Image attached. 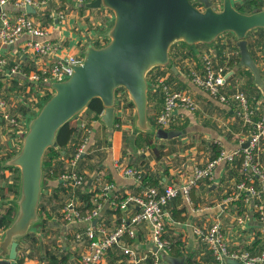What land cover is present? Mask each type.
<instances>
[{"label":"crops","instance_id":"crops-1","mask_svg":"<svg viewBox=\"0 0 264 264\" xmlns=\"http://www.w3.org/2000/svg\"><path fill=\"white\" fill-rule=\"evenodd\" d=\"M232 1L238 9L246 5V0ZM259 1L264 4V0ZM95 2L50 1L42 10L32 13L36 22L47 30L45 37L24 34L13 44L0 41V56L8 63L5 68L20 65L19 72H5L0 81V98L5 101V107L0 108V215L10 207H16L17 212L21 176L12 160L22 146L21 136L27 131L30 119L39 111L35 109H40L44 97L53 93L50 87L33 82L30 75L51 67L57 57L84 54L90 42L97 45L107 35L114 13ZM215 2L220 7L223 0ZM6 9L11 17L19 13L11 5ZM61 13L65 14L64 19L57 18ZM36 39L57 44L56 52L45 56L35 53L28 44ZM247 40L260 69L263 86L256 84L252 71L240 63L238 39L232 32L224 33L212 44H173L170 57L175 69L170 68V81L175 89L188 93L196 103L195 110L180 107L175 111V122L168 130H181L183 133L179 136L164 139L153 133L151 144L147 143V135L136 127V108L128 93L117 94V120L112 135L102 121L103 112L98 114L89 107L67 122L60 155L53 161L50 171L43 175L39 221L19 239L17 264H81L82 255L89 250V240L85 235L78 240L77 234L83 233L90 223L66 220L64 208L68 204H73L83 214L101 205L97 221L94 219L91 224L102 225L108 231L117 227L123 213L130 215L137 210L116 209L112 205L113 200L123 196L138 195L148 184L125 177L116 168L117 161L141 169L145 176L158 181L155 186L180 187L193 175L195 167L205 166L222 149L233 151L248 142L256 123L264 115V28L252 30ZM206 55L211 56L217 66L225 68L221 92L228 98L227 102L196 86L190 78L191 70L204 73ZM168 71L160 67L148 74L149 116L155 121L164 102L155 76ZM240 92L246 94L254 109L252 122L245 123L238 114L240 105L235 96ZM4 111L18 118L21 130L9 124L3 116ZM85 141L84 153L75 170L85 175L86 182L74 186L62 175L70 170V160ZM255 161L264 167V137ZM56 172H61L59 177H54ZM244 177L242 156L234 161H222L215 167L212 178L199 181L188 195L181 192L168 203L166 236L175 240L173 250L184 253L186 264L214 263L212 252L195 233V228H208L214 222L222 224L232 248L253 252L261 249L264 229L257 204H264V197L260 201L240 191L238 185ZM107 182L114 183V187L104 195ZM5 230L0 226V243ZM151 233L148 224L139 225L134 236L126 234L118 245L108 250L104 264H153L152 252L156 247ZM122 246L134 248L138 258L124 255ZM165 253L169 252H162L160 264H169L163 259Z\"/></svg>","mask_w":264,"mask_h":264},{"label":"water","instance_id":"water-1","mask_svg":"<svg viewBox=\"0 0 264 264\" xmlns=\"http://www.w3.org/2000/svg\"><path fill=\"white\" fill-rule=\"evenodd\" d=\"M196 1L202 6H196L192 0H96L97 6L114 13L107 33L109 40L102 46L88 44L83 62L69 78L51 83L52 96L29 121L22 146L12 160L20 169V198L15 218L0 243V264H17L19 239L39 221L46 151L55 145L59 130L94 98L102 101V121L111 135L116 126L119 88L128 91L135 105L139 130L164 139L183 133L155 128L149 116L148 74L159 66L175 69L170 57L173 44L182 41L188 45L212 44L224 33L232 32L238 39L240 63L252 71L255 83L263 86L247 36L254 29L264 28V5L243 12L232 0H223L220 7L215 0ZM26 9L36 11L30 5ZM248 145L249 142L244 144ZM163 259L169 264H186L184 254L165 253Z\"/></svg>","mask_w":264,"mask_h":264},{"label":"built area","instance_id":"built-area-1","mask_svg":"<svg viewBox=\"0 0 264 264\" xmlns=\"http://www.w3.org/2000/svg\"><path fill=\"white\" fill-rule=\"evenodd\" d=\"M50 1L53 0H0V41L4 44H13L24 34H30L36 38L45 37L48 34L47 30L43 25L36 22L33 14L28 12L26 8L30 5L35 8L36 12H39ZM76 1L82 2L83 0ZM8 5L19 10V13L15 17L10 16L6 9ZM64 17V13L57 16L60 19H64ZM108 40L109 38L106 35L96 46H102ZM28 46L35 53L43 56L55 53L58 48L57 44L49 40L40 41L38 39L30 41ZM83 58L84 54L57 57L51 67L32 73L30 79L44 86L47 83L51 85L53 82L65 80L74 73L75 67L83 62ZM7 64V59L0 56V81L5 72L16 73L20 70V65L18 64L9 69L5 68ZM160 67L167 68L169 71L168 73L163 72L155 76L158 91L164 97L163 108L156 118L155 128L169 129L175 122V111L178 108L183 107L195 110L196 103L188 93L177 90L172 86L169 77L172 74L170 66L155 67L150 73L152 74ZM190 78L196 86L208 90L211 95L218 97L223 102L228 101V98L221 92L222 86L225 83V68L217 66L211 56H204V73L201 74L191 70ZM51 89L53 90L52 87H50ZM118 93L122 96L125 93L127 94L128 91L122 88ZM235 97L240 105V110L238 111L239 116L245 123L252 122L254 109L251 107L246 94L240 92ZM4 107L5 101L0 98V108L3 109ZM3 116L11 126L21 130V122L18 118L6 111L3 112ZM25 133L22 134V138ZM263 137L264 115L256 123L255 131L249 138L248 146H244V143H242L240 148L233 151L222 149L219 155L209 161L205 166L195 167L193 175L180 187L168 185L160 188L159 186L145 184V175L141 169L127 166L117 161L116 168L125 177L133 178L145 185L138 195L128 196L121 201L120 199L113 200L112 205L116 209L127 210L129 208H137V210L130 215H124L123 213L117 227L112 231H108L102 225L91 224L98 217L101 205L98 204L90 212L83 214L73 204H68L64 208V217L66 220L90 223L83 233L77 234L78 240H82L83 235L89 240V250L82 255L81 264H104L108 250L118 245L126 234L134 236L135 228L144 223L150 226L152 242L156 247V250L152 252L153 264H160L162 252L173 250L175 245V240L166 236V206L172 199L179 196L181 192L188 195L191 188L197 185L199 181L205 178H212L215 167L222 161H234L237 157L242 156L245 177L239 183L238 188L240 191L248 193L249 197L262 201L264 197V167L257 163L255 158L256 151ZM85 147L86 141L79 146L74 157L70 160V170L62 175V178L69 180L74 186H82L86 182L85 175L75 170V166L84 153ZM113 187L114 183L107 182L104 186L103 194L106 195V192ZM257 210L259 212V220L262 222V228L264 229V204L258 203ZM195 233L200 236L212 252L214 257L213 264H234V262L240 264H264V241L258 252L232 248L227 241L223 226L220 222H214L208 228L204 229L195 228ZM122 252L130 259L138 258V252L132 247L122 246Z\"/></svg>","mask_w":264,"mask_h":264},{"label":"trees","instance_id":"trees-1","mask_svg":"<svg viewBox=\"0 0 264 264\" xmlns=\"http://www.w3.org/2000/svg\"><path fill=\"white\" fill-rule=\"evenodd\" d=\"M193 1V0H192ZM195 3L196 6L201 7L202 5L197 2V1H193ZM264 4L259 1V0H246V5L245 7H239V10L243 11V12H252L253 10L257 9V8H261ZM183 42V41H182ZM185 45H188L187 43L183 42ZM190 46V45H189ZM239 50V48H237ZM249 72L251 73V71L249 70ZM252 74V73H251ZM119 88L117 90V93L120 91ZM53 93L47 94L43 101L45 102L49 97L52 96ZM132 104L134 105V103L132 102ZM89 108L94 109L98 114H101L104 110V106L102 104V101L100 98H94L88 105ZM117 120V119H116ZM116 120H115V124H116ZM151 122L153 123V125L155 124V120L153 118L150 117ZM64 126L59 130L58 135H57V139H56V143L54 146L50 147L44 156V161H43V170L44 173H46V171H50V169L52 168L53 165V161L55 159H57L60 155V146L63 145L64 143ZM147 135V143L151 144V141L153 139V133L152 132H141ZM220 153V152H219ZM18 168V167H17ZM19 169V168H18ZM61 172H56L54 177H59ZM144 182L150 184V185H157L158 181L157 180H152L149 176H145L144 178ZM126 196H123L120 198V201L125 199ZM91 207V204H89ZM16 215V207H10L6 210L5 213H3L2 215H0V226L1 227H5L7 228L11 222L13 221V219L15 218ZM169 253L175 255V256H180L182 254H184L182 251L180 250H171L169 251Z\"/></svg>","mask_w":264,"mask_h":264},{"label":"rangeland","instance_id":"rangeland-1","mask_svg":"<svg viewBox=\"0 0 264 264\" xmlns=\"http://www.w3.org/2000/svg\"><path fill=\"white\" fill-rule=\"evenodd\" d=\"M175 44H176V43H175ZM49 86L51 87V85H50V84H48V83H47V84H45V88H47V87H49ZM35 110H36V112H37V111L39 110V108H36ZM66 125H67V123H66L64 126H66ZM238 264H239V263H238Z\"/></svg>","mask_w":264,"mask_h":264}]
</instances>
